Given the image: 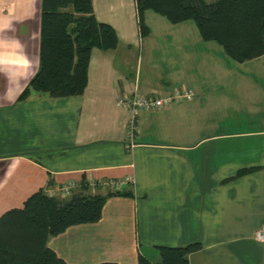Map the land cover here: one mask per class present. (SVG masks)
<instances>
[{
	"label": "crops",
	"instance_id": "1",
	"mask_svg": "<svg viewBox=\"0 0 264 264\" xmlns=\"http://www.w3.org/2000/svg\"><path fill=\"white\" fill-rule=\"evenodd\" d=\"M92 4L118 46L92 51L84 93L31 92L19 101L38 69L40 0H0V216L39 190L73 183L69 197L107 199L99 222L49 238L66 264H138L139 255L156 263L155 247L191 243L202 248L189 264H264V243L254 237L264 226V56L240 64L215 58L194 22L171 24L151 11L143 38L135 0ZM176 89L193 98L138 112L131 143L118 97ZM125 178L132 183L118 193L131 196L101 185Z\"/></svg>",
	"mask_w": 264,
	"mask_h": 264
},
{
	"label": "trees",
	"instance_id": "2",
	"mask_svg": "<svg viewBox=\"0 0 264 264\" xmlns=\"http://www.w3.org/2000/svg\"><path fill=\"white\" fill-rule=\"evenodd\" d=\"M135 6L143 38L149 33L144 15L151 11L171 24L194 22L201 39L218 44L235 63L264 56V0H135ZM117 46L115 30L95 18L92 0H40L38 69L19 101L31 92L51 98L82 95L92 51ZM245 172L250 170L237 176ZM106 199L72 195L62 200L44 190L35 192L20 208L0 216V264H66L47 246L49 238L72 226L99 222ZM201 248L200 243L155 247L159 261L139 255L138 264H189L188 256Z\"/></svg>",
	"mask_w": 264,
	"mask_h": 264
},
{
	"label": "built area",
	"instance_id": "3",
	"mask_svg": "<svg viewBox=\"0 0 264 264\" xmlns=\"http://www.w3.org/2000/svg\"><path fill=\"white\" fill-rule=\"evenodd\" d=\"M192 98H193L192 91L187 89H176L172 91L170 95H167L165 97H159L154 94L149 96H139L135 93L131 95H122L118 97L116 104L118 107L126 109L130 114V121H129L127 135L130 142L133 143L135 140V133L137 130L135 120L138 112L163 109L170 106L172 103H174L177 100L183 99L186 101H190ZM131 183H132L131 178H125L123 180L105 182L101 185H103L104 187H108L115 192H120L128 188V186ZM93 186H96V184H94ZM73 188H74L73 183H68L59 186L51 190L50 192H46V193L49 196H53V197L59 196L60 198H66L72 194ZM255 239L258 242L264 243V226L258 231H256Z\"/></svg>",
	"mask_w": 264,
	"mask_h": 264
},
{
	"label": "rangeland",
	"instance_id": "4",
	"mask_svg": "<svg viewBox=\"0 0 264 264\" xmlns=\"http://www.w3.org/2000/svg\"><path fill=\"white\" fill-rule=\"evenodd\" d=\"M195 32H196V35H198V30H197V27L195 26ZM198 37H200L199 35H198ZM213 45V47H216V50L218 51V52H216L215 53V58H216V56H218V54H222V56H224L225 57V61H227V62H229V63H235V62H233V61H231V60H229L226 56H225V54H224V52L222 51V48L218 45V44H216L215 42H204V41H202V40H200V45ZM197 48V47H196ZM199 48V47H198ZM196 51V50H195ZM199 59H198V57L197 56H195V82H198L199 80H201L202 79V76H201V73H200V67H199V61H198ZM202 71V73H204V74H207L206 72H204L203 70H201ZM205 76H207V75H205ZM224 131H225V129H224ZM222 141V140H221ZM225 141H227V142H229V140H225ZM230 141H231V139H230ZM233 141V140H232ZM258 231V230H257ZM255 237V236H254ZM256 240V239H255ZM257 241V240H256ZM262 243V242H261ZM143 251H144V249H143ZM145 252V251H144ZM155 253H157V255H158V252H157V250L155 249ZM147 258H149V260H151V261H153V256H151V255H149V257H147ZM153 262H155V261H153Z\"/></svg>",
	"mask_w": 264,
	"mask_h": 264
},
{
	"label": "clouds",
	"instance_id": "5",
	"mask_svg": "<svg viewBox=\"0 0 264 264\" xmlns=\"http://www.w3.org/2000/svg\"><path fill=\"white\" fill-rule=\"evenodd\" d=\"M16 45H17V49H18V54H20L22 56V65L23 67L27 70L31 68V61L27 58V56L25 54H23L22 52V45H20L19 41H13ZM4 43H6V41H0V47H2L4 45ZM5 61L0 58V67H2L4 65ZM27 76V71L25 72V77Z\"/></svg>",
	"mask_w": 264,
	"mask_h": 264
}]
</instances>
